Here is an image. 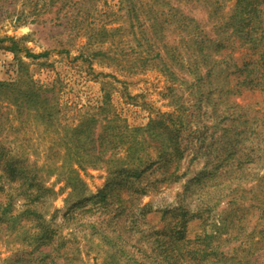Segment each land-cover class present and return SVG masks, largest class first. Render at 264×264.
Instances as JSON below:
<instances>
[{"label":"trees","instance_id":"1","mask_svg":"<svg viewBox=\"0 0 264 264\" xmlns=\"http://www.w3.org/2000/svg\"><path fill=\"white\" fill-rule=\"evenodd\" d=\"M124 1L121 0L119 12L105 11V15L111 14L114 19L89 29L88 43L106 41L125 29L131 30L137 42L135 46H146L143 54L130 55L123 50L101 54L127 70L155 64L174 81L169 94L178 110H197L200 117L209 116V124H192L180 114L161 113L143 128H130L118 112L108 114L109 102L103 97L94 110L67 128L64 136L63 143L67 146L61 159L64 167L61 173L68 174L65 175L68 179L78 174L72 161L80 170L88 166L106 168L111 176L96 195L83 198L75 206L92 202L101 208L118 205V211L130 208L124 198L113 191L116 186L128 185L130 180L142 177L159 161L166 166L159 180L178 179L180 164L172 169L171 165L185 157V141L188 135L195 134L202 145L208 143V147L217 152L220 161L212 167V174H217L222 165L227 169L216 184L219 194L228 197L226 208L213 216L211 222L208 221L210 216L199 214V208L196 212L199 215L178 210L170 220H178L172 229L159 232L155 238L150 232L140 231V241L146 240L148 248L134 245V249L127 250L117 244L116 253L124 255L127 264H264V174L255 178L253 184H247L251 163L264 156V111L247 115L243 107L235 105L231 99L244 89L264 90V0H140L142 8H138L139 0H126L123 6L127 18L122 24L107 27L106 23L123 17L120 11ZM231 1L233 6L226 10ZM40 2L43 3L40 5ZM96 2L26 0L25 4L34 6L31 13L38 17L51 13L56 7L57 16L61 18L62 12L67 18L65 26L81 32L99 15ZM7 40L10 45L5 47L16 55L24 50L26 58L36 60L51 52L48 49L36 53L22 47L16 36L0 37V43ZM69 43V39L60 42L59 51L68 52ZM237 48L245 51L241 61L234 58ZM16 59L20 65L16 77L10 81L0 80V101L15 106L18 112H36L48 126L55 125L58 101L54 98V87L35 80L26 69L27 63L17 56ZM181 88L188 91V97H183L185 91L179 95L174 93ZM233 105L234 111L229 112ZM8 119L7 108L0 106V240L5 235H13L22 238L25 246L32 247L28 257L18 259L20 264H77L78 257L72 254L73 241L56 226L55 216L49 219L43 211L45 202L54 200L58 194L54 185L48 184L45 168L2 140ZM239 122L243 128L235 132V124ZM204 128H208L210 134ZM244 135L251 140L250 146L242 139ZM145 136L156 146L158 154L144 167L138 154ZM123 150L136 161L119 162L118 154ZM51 153L47 151V160L58 162V156L52 157ZM133 190L131 196L138 191L146 192L145 188L134 187ZM213 198L216 199L211 202ZM216 200L220 201L221 197L212 196L206 202L208 209L214 207ZM69 212L65 215L66 221L74 219ZM208 214L212 215L210 211ZM255 215L257 218L251 223ZM120 216L114 215L112 223H117ZM197 216L204 219L202 229L191 239L188 223ZM97 223L92 225L97 226Z\"/></svg>","mask_w":264,"mask_h":264},{"label":"rangeland","instance_id":"2","mask_svg":"<svg viewBox=\"0 0 264 264\" xmlns=\"http://www.w3.org/2000/svg\"><path fill=\"white\" fill-rule=\"evenodd\" d=\"M96 1V6L100 10L99 15L92 18L93 24L88 29L78 32L65 26L67 18L62 12L61 18L58 17L55 12L56 7L51 13L47 12L42 17H38L31 13L34 6L25 4L26 0H0V37L16 36L20 46H26L36 53L51 49L47 57L34 60L26 58L24 50L16 55L5 47L10 45V41L0 43V80L10 81L16 77L17 69L20 67L17 56L27 63L26 69L35 80L46 85L50 84L51 88L54 87V98L56 97L58 101L55 125L49 126L39 119L36 112H18L15 106L0 101V106L7 108L9 112L2 140L27 156L31 162L45 168L48 184H53L58 194L54 200L45 202L43 211L49 219L55 216L56 226L73 241L75 251L72 254L78 257L77 264H127L125 256L116 253V245L121 244L120 246H124L127 250L134 249V245L146 248L147 241L143 239L140 241V231L150 232L155 238L159 232L172 229L175 221L178 220L171 222L170 220L178 210L184 209L189 210V214H198L196 212L199 208V214L210 216L208 220L210 222L213 216H218L226 208L228 197H224L223 193L219 194L220 190L216 188V184L222 178L220 174L227 169L222 165L217 174H212V167L220 161L217 152L210 149L208 143L202 145L197 135L191 134L185 141L187 146L185 157L180 163L171 165L172 169L180 164L178 179L172 182L159 180L166 169L162 161H159L142 177L130 180L128 185L116 186L113 191L124 198L130 210L118 211V205L101 208L94 206L92 202L84 206H75L83 198L96 195L108 183L111 176L106 168L88 166L80 170L77 163L72 161L70 163L78 170V174L68 179L65 176L68 174L61 173L64 168L61 159L67 146L63 143L64 136L67 128L76 125L81 116L94 110L103 97L109 102L108 114L113 111L118 112L130 128H143L151 118L161 113L172 116L180 114L186 120H191L192 124L203 125L205 122L209 124V116L200 117L197 110L188 109L185 112L178 110L169 94V87L174 81L155 64L148 63L144 69L127 70L101 54L106 51L116 53L118 50L130 55L143 54L146 46H135L137 42L131 30L125 29L106 41L88 43V34L91 32L89 29L94 26L100 27L104 22H108L107 20L114 19L111 14L105 15V11L119 12L121 5V0ZM42 3L40 2V5ZM233 3V1L228 2L226 10H230ZM126 4L125 0L120 11L123 17L113 23H106L107 27L124 22L127 17L123 5ZM140 4L139 0L138 8H142ZM25 20L27 23H19ZM68 39L69 51L60 52V42ZM244 55L245 51L242 49L237 48L234 52V58L238 61H241ZM183 91H185L183 97H188V91L182 88L176 89L174 93L179 95ZM231 99L235 105L243 107V113L247 115L264 111V90L244 89ZM234 107L233 105L229 112L234 111ZM227 124L223 123L224 126ZM235 126L237 127L235 132L243 128L240 122ZM204 130L209 132L208 128ZM244 137L245 135L242 139H245V144L250 146L251 140ZM145 138L147 140L145 139L143 148L138 154V157L142 158L141 164L144 167L157 158L158 154L156 146L147 136ZM47 151H52V157L57 155L58 162L48 161ZM118 157L119 162L126 164L136 161L133 160L135 157L128 156L125 150L119 153ZM250 168L248 185L253 184L255 178L264 174V156L253 161ZM75 177H78V180L74 179ZM133 186L145 188L146 192L138 191L131 196L134 191ZM212 196H220L221 200H216L214 207L208 209L206 202H209ZM214 199L216 198L211 202ZM72 206H74L73 211L69 212ZM209 211L212 215L208 214ZM67 212L71 213L74 219L66 221ZM116 214L121 216L116 220L117 223L113 224L112 217ZM256 218L257 215L253 217L251 223H254ZM203 221L200 216L189 221L188 235L191 239L201 231ZM95 222H98L97 226L92 225ZM31 250L32 247L25 246L22 238L5 235L0 240V264H20L18 259L21 256L28 257Z\"/></svg>","mask_w":264,"mask_h":264}]
</instances>
